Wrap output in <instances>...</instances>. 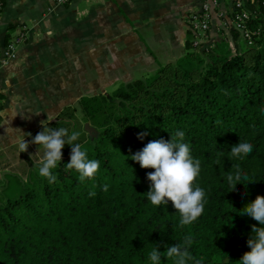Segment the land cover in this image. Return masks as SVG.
I'll list each match as a JSON object with an SVG mask.
<instances>
[{"label": "trees", "instance_id": "16d2710c", "mask_svg": "<svg viewBox=\"0 0 264 264\" xmlns=\"http://www.w3.org/2000/svg\"><path fill=\"white\" fill-rule=\"evenodd\" d=\"M263 24L264 15L250 23ZM231 33L237 44L238 33ZM193 47L188 43L183 57L153 75L112 93L81 97L77 107L65 106L50 122V129L80 132L75 143L100 162L93 180L81 182L75 170H65L67 144L53 183L39 177L41 161L24 176L2 173L0 264H151L153 247L163 252L165 244L181 243L189 234V251L202 264H238L257 224L240 212L264 195V31L235 51L224 40L208 52ZM85 122L96 136H88ZM177 131L201 161L195 184L206 193L203 214L183 228L170 201L156 207L147 199L146 174L154 170L130 158L149 141L170 140ZM141 132L148 134L140 139ZM245 140L253 151L243 160L229 159L231 146ZM232 164L252 182L230 189ZM161 264L173 261L162 257Z\"/></svg>", "mask_w": 264, "mask_h": 264}, {"label": "crops", "instance_id": "0c3cea01", "mask_svg": "<svg viewBox=\"0 0 264 264\" xmlns=\"http://www.w3.org/2000/svg\"><path fill=\"white\" fill-rule=\"evenodd\" d=\"M201 2L3 0L0 39L18 26L27 39L0 69V158L43 126L50 129L58 113L77 107L81 97L112 93L183 57L187 44L193 47L189 19ZM219 3L232 9L231 0ZM219 20L212 15L210 43L233 45L232 33L231 39L218 29Z\"/></svg>", "mask_w": 264, "mask_h": 264}, {"label": "clouds", "instance_id": "9594fccd", "mask_svg": "<svg viewBox=\"0 0 264 264\" xmlns=\"http://www.w3.org/2000/svg\"><path fill=\"white\" fill-rule=\"evenodd\" d=\"M39 114V113H36ZM147 132L138 133V138L143 139ZM31 135V134H30ZM80 137V132L67 128L48 129L38 132L31 140L23 139L19 142L20 152H27L29 144L39 145L43 148V158L38 166L39 177L47 179L49 183L56 181L54 174L62 161L64 146L70 145V159L65 164V170H75L81 182L93 180L100 168V162L89 159L87 150L80 143H75ZM184 133L177 131L171 135L170 140L163 138L149 141L141 150L131 155V159L138 162L141 168H151L154 171L146 174L150 182L147 199L151 205L159 207L167 205L169 201L179 214V226L184 227L195 222L204 212L206 193L195 182L201 172V161L191 155L190 146L182 142ZM253 151V145L245 141L233 144L230 148L229 159L243 160ZM219 164V161H217ZM232 171L226 174L230 189L236 187L237 182L248 181V176L243 174L239 164H232ZM252 182V181H248ZM108 184L103 185L107 192ZM94 190L89 196L94 197ZM241 215L251 217L257 224L251 227V235L247 240L250 248L243 253L238 264H264V195H257L254 200L247 203ZM194 239L191 234L186 235L181 243L171 246L165 244V251L161 252L156 245L148 254L151 264H161L162 257L173 261V264H202L200 259L194 257L189 249Z\"/></svg>", "mask_w": 264, "mask_h": 264}, {"label": "built area", "instance_id": "2783aa9c", "mask_svg": "<svg viewBox=\"0 0 264 264\" xmlns=\"http://www.w3.org/2000/svg\"><path fill=\"white\" fill-rule=\"evenodd\" d=\"M54 2L64 5L70 0H54ZM219 4V0H202L200 10L190 16L192 45L196 49L208 52L215 45V43H210L209 34L213 14L220 19L218 29L221 33L229 35L232 39L230 34L236 31L238 39L245 41L246 45L252 44L254 39L264 31V24L258 27L250 25L252 20H258L264 15V0H231L232 9L230 11L220 9ZM2 7L3 0H0V10ZM23 29L18 26L6 39H0V69L16 59L19 47L27 39Z\"/></svg>", "mask_w": 264, "mask_h": 264}, {"label": "rangeland", "instance_id": "374dc122", "mask_svg": "<svg viewBox=\"0 0 264 264\" xmlns=\"http://www.w3.org/2000/svg\"><path fill=\"white\" fill-rule=\"evenodd\" d=\"M233 40L232 43L234 44L230 47L233 51H235L237 47L244 48L245 46H249L246 45L245 41L243 42L238 38L237 44H235V41L233 42ZM31 138L32 137H28L26 140H31ZM43 151L44 150L41 146H36L35 144H29L27 152H20L19 143L11 146V148L6 152V158H0V176L6 171L24 176L30 164L40 162L42 160Z\"/></svg>", "mask_w": 264, "mask_h": 264}, {"label": "water", "instance_id": "95a60500", "mask_svg": "<svg viewBox=\"0 0 264 264\" xmlns=\"http://www.w3.org/2000/svg\"><path fill=\"white\" fill-rule=\"evenodd\" d=\"M84 130L87 132L89 137H94L97 135V130L95 127L91 126L89 122H85L83 125Z\"/></svg>", "mask_w": 264, "mask_h": 264}]
</instances>
